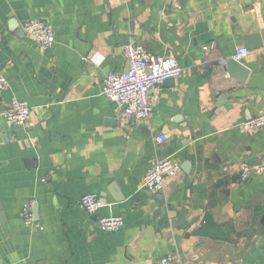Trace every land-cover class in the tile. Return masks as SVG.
Returning a JSON list of instances; mask_svg holds the SVG:
<instances>
[{"label":"crops","instance_id":"crops-1","mask_svg":"<svg viewBox=\"0 0 264 264\" xmlns=\"http://www.w3.org/2000/svg\"><path fill=\"white\" fill-rule=\"evenodd\" d=\"M34 20L53 26L52 48L22 30ZM255 34L263 47L243 60L242 85L227 62ZM130 40L182 68L138 123L103 95L129 68ZM0 70V264H264V174L238 171L264 157V127H242L264 113V0H0ZM14 99L31 108L28 125L7 124ZM163 158L180 173L154 194L143 180ZM88 193L97 216L81 207ZM105 216L123 228L104 232Z\"/></svg>","mask_w":264,"mask_h":264},{"label":"built area","instance_id":"built-area-1","mask_svg":"<svg viewBox=\"0 0 264 264\" xmlns=\"http://www.w3.org/2000/svg\"><path fill=\"white\" fill-rule=\"evenodd\" d=\"M177 4L180 0H168ZM22 30L34 37L42 49L48 50L56 42L53 26L45 20H34L22 25ZM124 53L129 62V69L124 72H111L104 81L103 95L111 103L121 109V117L128 123H138L147 119L152 111V89L169 79H179L182 68L174 56H165L149 52L145 46L130 40L124 46ZM250 54L245 47L237 49L233 60L243 62ZM9 84L0 70V93L8 88ZM32 112L29 105L17 99L11 102L10 107L4 112L8 125H28ZM246 130H257L264 127V113L243 122ZM165 141V136L159 138ZM241 181H248L253 175L264 174V157L257 164L246 160L238 163ZM180 173V165L172 158H163L155 163L143 180V187L152 193H159L167 177H175ZM81 207L90 215L97 216L104 207L97 194L88 193L81 198ZM23 219L35 224L34 201H26L21 210ZM100 228L106 232H117L125 224L121 216H105L99 218ZM155 264H184L172 257H162Z\"/></svg>","mask_w":264,"mask_h":264},{"label":"water","instance_id":"water-1","mask_svg":"<svg viewBox=\"0 0 264 264\" xmlns=\"http://www.w3.org/2000/svg\"><path fill=\"white\" fill-rule=\"evenodd\" d=\"M254 39L256 40L257 43L252 44L251 40ZM247 50H249L251 52V50H256V49H260L263 47V43L260 40L259 34H255V35H249L247 37H245V46H244ZM129 69V68H128ZM227 69L229 70L230 74L236 78L237 80H239L240 84L244 85L245 82L247 81L249 74H250V70L241 62H237L233 59L229 60L227 62ZM167 81H173V79H169ZM123 197H121L120 195L115 197L116 200L120 201L122 200ZM2 220H5L3 216H1Z\"/></svg>","mask_w":264,"mask_h":264}]
</instances>
